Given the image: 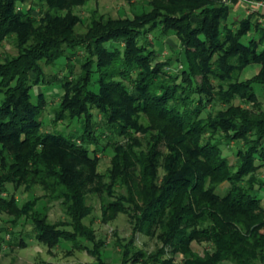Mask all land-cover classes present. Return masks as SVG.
<instances>
[{
	"label": "trees",
	"instance_id": "obj_1",
	"mask_svg": "<svg viewBox=\"0 0 264 264\" xmlns=\"http://www.w3.org/2000/svg\"><path fill=\"white\" fill-rule=\"evenodd\" d=\"M87 1L0 0V46L16 48L0 59V209L12 224L29 221L39 241H91L85 200L98 195L103 218L125 212L134 233L161 241L155 257L140 252L151 264L167 253H182V264H264V108L253 87L264 84V22L249 14L228 25L224 0H149L132 18L93 15L79 33L73 9ZM155 29L180 40L164 60L146 39ZM61 59L52 120L62 126L47 130L45 94L32 88L54 81L43 67ZM173 62L179 71L166 70ZM232 141L242 144L235 163L221 147ZM108 149L101 173L98 153ZM22 184L42 194L20 203L8 186ZM41 198L66 204L68 222L48 223ZM137 251L131 238L124 259Z\"/></svg>",
	"mask_w": 264,
	"mask_h": 264
},
{
	"label": "rangeland",
	"instance_id": "obj_2",
	"mask_svg": "<svg viewBox=\"0 0 264 264\" xmlns=\"http://www.w3.org/2000/svg\"><path fill=\"white\" fill-rule=\"evenodd\" d=\"M149 0H88L83 5L74 7L73 12L79 17V22L75 26V30L79 33L85 32L88 23L95 17L120 19L129 17L132 18L135 14H139L142 10L147 9V2ZM254 0H227L231 5L230 13L227 19L228 25H235V22L251 15L252 19H258L259 22H264V14L259 15L257 12L247 13L248 4ZM262 1L264 0H256ZM226 2V1H225ZM28 5V4H24ZM37 7V5L35 4ZM37 12V11H36ZM263 12L264 11H260ZM37 14V13H36ZM146 39L156 49V56L159 60H164L167 56L172 55L179 49L180 40L173 34L160 35L158 30H151L147 33ZM246 41V38L243 37ZM108 44V43H107ZM16 48L12 39L4 40L0 46V59L6 54H15ZM80 55V50L77 51ZM80 57L77 55L72 57L74 61V72L79 71L78 60ZM64 60L57 61L55 66H45L44 71L50 76H56L54 81L50 83L36 85L32 88V93L43 92L46 97V107L41 116L43 129L53 130L60 128L62 123H53L52 108L55 107L62 93L59 82L61 76L65 73ZM181 65L172 63L171 66H166L167 71H179ZM259 65L253 64L244 68L241 73V79H246L256 73ZM258 101L264 108V84L253 85ZM235 103L242 102L238 98L234 100ZM250 105V104H248ZM96 115L97 112L94 111ZM138 135V134H137ZM241 141H232L229 144H221L222 153L228 157L230 163H235V150L240 147ZM161 149L165 151V147L161 145ZM111 151L105 150L98 153L99 164L98 170L101 173L106 172L110 165ZM162 173V169L159 171ZM259 176L264 179V169L260 172ZM10 192H13L22 203L26 200L33 199L42 194L41 187L38 184L31 186L20 185L18 188H13L12 185L8 186ZM120 189L115 193H119ZM259 197L264 205V190L259 191ZM108 201H115L114 196H107ZM39 203L46 207V220L50 224H66L69 220L65 214L66 204L60 200L46 201L41 198ZM85 203L90 207V213L83 219V224L92 230V240L87 241L76 240L69 241L61 239L58 242L48 244L39 241L33 233V226L29 221L23 217L18 219L15 224L11 223L12 217L5 211L0 209V228H5L10 233H5L4 244L0 246V264H151L152 257H142L141 253L145 255L158 254V249L161 247V241L156 236H148L139 232L132 231V221L129 216L122 211L107 213L108 218L101 216L100 210V197L98 195L86 196ZM37 208L39 206L37 205ZM13 233V235L11 234ZM132 238L133 246L138 251L132 256L127 255L124 259L123 245ZM22 241V242H21ZM192 249L194 251L202 252L207 247L206 242H192ZM137 258V260H135ZM166 260L165 264H182L184 256L182 253L169 255L168 253L163 256Z\"/></svg>",
	"mask_w": 264,
	"mask_h": 264
},
{
	"label": "built area",
	"instance_id": "obj_3",
	"mask_svg": "<svg viewBox=\"0 0 264 264\" xmlns=\"http://www.w3.org/2000/svg\"><path fill=\"white\" fill-rule=\"evenodd\" d=\"M227 2V0H224ZM249 9L247 11V13H253V12H257L259 9L263 8L264 9V2L262 1H251L248 6Z\"/></svg>",
	"mask_w": 264,
	"mask_h": 264
}]
</instances>
